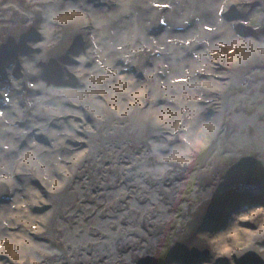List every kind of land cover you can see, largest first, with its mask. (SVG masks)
<instances>
[{
	"label": "bare ground",
	"instance_id": "obj_1",
	"mask_svg": "<svg viewBox=\"0 0 264 264\" xmlns=\"http://www.w3.org/2000/svg\"><path fill=\"white\" fill-rule=\"evenodd\" d=\"M0 73V196L23 184L58 218L12 264H198L218 241L224 259L202 228L246 197L226 264H264V0H0ZM68 167L81 181L52 196ZM83 190L102 219L74 214Z\"/></svg>",
	"mask_w": 264,
	"mask_h": 264
},
{
	"label": "rangeland",
	"instance_id": "obj_2",
	"mask_svg": "<svg viewBox=\"0 0 264 264\" xmlns=\"http://www.w3.org/2000/svg\"><path fill=\"white\" fill-rule=\"evenodd\" d=\"M88 1V0H87ZM90 2V1H89ZM90 3H96V5H91ZM89 7L94 6L95 7H104V8H109L112 7V5H110L108 2L105 1H94V2H90ZM245 5L246 8H248L249 10H252L253 7L258 8L260 5L257 2H253V3H246ZM236 12V10H235ZM38 21V19H35V23ZM239 28V27H238ZM247 31L251 32L250 29H247ZM36 31L34 30V27L30 25L28 27H26L25 29V35H27V38L29 35L31 34H35ZM76 37L81 38V41L79 42L80 45L79 47H84V42L88 43V40L85 37V31L82 27H77L76 31H75ZM244 35V34H243ZM78 42H76V45L79 44ZM75 44V43H74ZM19 50H23L22 45H18L16 48L12 49L11 51H15L16 52ZM220 63V62H219ZM218 63V64H219ZM223 66L226 65H218V68H216L217 70H222L224 71ZM254 66V63L249 64V67ZM55 71H57V73H59L60 71L58 70V68L55 69ZM59 71V72H58ZM244 73V75L247 73V66L244 69V72H242V74ZM211 74V73H210ZM47 77H52V76H56V75H48L46 73ZM212 77V75H210ZM203 79V78H202ZM7 83V81L5 80L4 76L2 73H0V87L4 86L3 84ZM136 84V83H135ZM14 99V98H13ZM13 101H17L16 98ZM17 103V102H16ZM5 105L4 101H3V96H0V106ZM14 105V104H12ZM18 105V103H17ZM1 106V107H2ZM12 106H8V108H5L4 111L7 112V110H9ZM183 123V122H182ZM78 129V128H77ZM76 133H78V130H75ZM29 138H25L22 139L21 141L24 143L26 142V140H28ZM73 150L75 151L76 155H78V157H81L85 154L87 147L85 144H75L73 146ZM85 159V157L80 158V162L81 163L83 160ZM79 160H76V162H78ZM70 168V169H69ZM77 169H73L71 167L66 168L65 170H63V175L62 176H58L59 178H61V180L57 181L56 183L58 186L57 189L61 188L67 180L74 181L77 180V182L81 181V175L82 173H79L78 175L76 174ZM20 176V175H19ZM26 178V179H24ZM24 180V182L29 185L30 179L27 177H23L22 181ZM50 188L54 189L55 188V183L54 180H50ZM14 184V183H13ZM36 182L33 183L30 187L32 186H36ZM56 185V186H57ZM76 185V184H75ZM73 185L72 187L74 188ZM49 188V192L50 194L53 196H60L62 194H66L69 190H64L63 188L60 189L59 194H54L57 190H50ZM33 192V191H31ZM29 187L27 186H22L18 188V190L14 193H12L11 195L8 196H0V206L5 204H10V208H9V212L6 214V220L9 223V231L8 233L4 234L2 233L3 237H6L7 240L9 241H13L17 243V248L18 250L14 253H12L10 251V248H8V246L6 245L3 248H0V264H12L13 261L12 260H16L19 261L17 259H15V253H17L18 251H20V245H22V236L24 234H29L28 238L30 237V240H34L36 242H40V239L42 237V233L44 232L45 229V224L47 222H49V220L51 219V222H53V218L51 216V213L48 211V207L46 206V204H42L40 202H42L41 200L35 198L32 194H31ZM46 198H50L49 194H45ZM247 200V197H246ZM246 200L244 202H239L238 205L230 208L224 215V216H219L218 218L215 217V220L212 219L209 222H206V225L202 228V231L208 233L206 234L207 237L209 238L210 241H214L215 237L217 236V238H219L220 242H222L223 244L226 245V249H230V250H226L227 251V256L226 258H216L215 255H217V251H220L221 248L218 249L217 245H220L219 241L218 244L212 243L211 246V250H203V256L200 258V260L197 262L198 264H226V262H230L234 260V257L231 256L230 252L232 247H242L241 242H243L244 240H246V237L248 235V232H246L245 230H243L241 225H237V231L236 233H223L222 230H226L227 227L229 225H231V223L234 222V225L236 224V220H237V216L235 214H239V212L241 211V209H252L253 207H257L258 202L256 203H247ZM48 201V200H47ZM18 204L19 206H16L15 204ZM12 204H14L12 206ZM240 204V205H239ZM154 212V210H153ZM90 214V211H87V216ZM239 215H244V213L239 214ZM85 215V217H87ZM235 218V219H234ZM34 229V230H32ZM200 230V229H199ZM240 230V231H238ZM29 244V243H28ZM28 244H24L23 245V252L26 253V249H29ZM31 245V244H30ZM235 248V249H236ZM208 252V254H207ZM219 256V255H218Z\"/></svg>",
	"mask_w": 264,
	"mask_h": 264
},
{
	"label": "water",
	"instance_id": "obj_3",
	"mask_svg": "<svg viewBox=\"0 0 264 264\" xmlns=\"http://www.w3.org/2000/svg\"><path fill=\"white\" fill-rule=\"evenodd\" d=\"M83 192H84V200H79V202H74V201H72L75 205H76V207L74 208V210H73V212H74V214H76V213H78V212H80L81 210V217H82V219L84 220V222H86L88 219H89V216L90 215H93L95 212L96 213H98L99 214V217H100V219H102L103 217H104V210H100L99 211V209H97V208H90V209H88L89 208V203L90 202H92V195H91V193L89 192H86L85 190H83ZM80 196H78V194H76V192H75V195H74V198H79ZM92 205H93V203H92ZM91 206V205H90ZM87 211H90V214L87 216ZM154 212H153V210L151 211V213L149 214V216L150 217H152V214H153ZM85 215L87 216V217H85ZM123 217V220H122V224L123 225H125L126 224V222H127V220H128V214H126V215H124V216H122ZM99 219V220H100ZM57 222H58V218H57V216H55L54 217V221L53 222H51V219L49 220V222H48V225H56L57 224ZM100 222H102V221H99L98 223H100ZM59 236V235H58ZM92 236H95V235H93L92 234ZM89 238H91V237H89ZM40 243H51V239L48 237V234H44V232L42 233V237H41V239H40ZM165 260H167V259H165ZM168 261V260H167ZM167 261H165V262H167Z\"/></svg>",
	"mask_w": 264,
	"mask_h": 264
}]
</instances>
